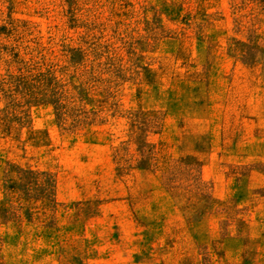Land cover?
<instances>
[{"label":"rangeland","instance_id":"obj_1","mask_svg":"<svg viewBox=\"0 0 264 264\" xmlns=\"http://www.w3.org/2000/svg\"><path fill=\"white\" fill-rule=\"evenodd\" d=\"M113 1L0 30V264H250L202 238L264 225V0Z\"/></svg>","mask_w":264,"mask_h":264},{"label":"crops","instance_id":"obj_2","mask_svg":"<svg viewBox=\"0 0 264 264\" xmlns=\"http://www.w3.org/2000/svg\"><path fill=\"white\" fill-rule=\"evenodd\" d=\"M86 0H0V30H6V24L13 25L24 37H31V41L37 46L32 51L33 60L42 65L49 61L54 55V29L60 28L61 21L65 15L71 12L72 8L79 13L78 4ZM93 11L103 12V0H87ZM119 1L114 0L112 6L119 8ZM92 11V10H91ZM57 23V24H56ZM56 24V26H55ZM51 30L50 37L43 34L44 30ZM49 33V32H48ZM30 48V47H29ZM27 48V49H29ZM204 172L198 170V179H201ZM196 179V178H194ZM230 219L226 221L221 230L212 229L205 233L207 245L213 247L224 246V249H250V264H259V250L264 242V225L260 228L252 223V219L240 215L233 209ZM248 218V219H247ZM252 251V252H251ZM258 251V253H257ZM241 254L244 252L239 251ZM247 252V253H248Z\"/></svg>","mask_w":264,"mask_h":264}]
</instances>
